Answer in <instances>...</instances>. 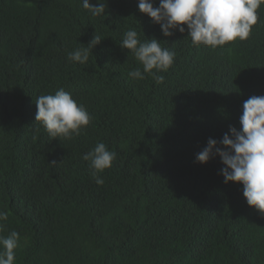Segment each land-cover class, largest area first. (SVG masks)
Instances as JSON below:
<instances>
[{"label": "trees", "instance_id": "16d2710c", "mask_svg": "<svg viewBox=\"0 0 264 264\" xmlns=\"http://www.w3.org/2000/svg\"><path fill=\"white\" fill-rule=\"evenodd\" d=\"M257 11L248 40L213 49L187 25L164 36L138 0H106L101 16L82 0H0V236L19 234L15 264H264V214L225 183L218 155L196 161L264 96ZM129 29L175 51L163 83L128 76L143 71L120 46ZM95 34L89 61L70 62ZM59 88L92 117L72 139L35 120V99ZM98 142L117 153L102 185L83 160Z\"/></svg>", "mask_w": 264, "mask_h": 264}, {"label": "clouds", "instance_id": "9594fccd", "mask_svg": "<svg viewBox=\"0 0 264 264\" xmlns=\"http://www.w3.org/2000/svg\"><path fill=\"white\" fill-rule=\"evenodd\" d=\"M264 0H138L140 12L160 25L164 36L170 37L173 30L186 31L193 45L210 46L213 49L223 47L237 39L246 41L250 38L253 26L259 20L258 9ZM82 6L93 16L106 12V0L92 4L82 0ZM101 38L93 39L82 48L68 53V60L85 64L89 61L93 49L100 44ZM123 49L130 50L143 66L128 73L133 80L145 79L149 74L157 83H163L160 71H168L175 62L176 53L161 46L156 38L141 41L135 29L127 30L120 42ZM36 122H41L48 135L53 139H72L79 136L92 120L83 104H78L70 92L59 88L54 94L40 95L35 99ZM241 128L230 126V133H225L219 141L209 138L207 146L197 154L196 161L206 164L219 156L224 168L221 172L225 183L236 182L243 185V195L248 205L264 214V96L253 95L243 103V113L239 118ZM221 145L223 147H221ZM117 153L110 151L105 143L98 142L83 156L89 162L92 176L98 185L104 183L98 173L113 166ZM7 214L0 212V220H6ZM19 234L12 231L7 237L0 236V264H15L19 244Z\"/></svg>", "mask_w": 264, "mask_h": 264}]
</instances>
